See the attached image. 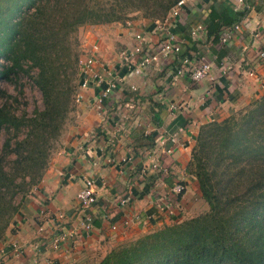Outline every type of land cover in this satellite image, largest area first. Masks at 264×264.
<instances>
[{
  "label": "crops",
  "instance_id": "1",
  "mask_svg": "<svg viewBox=\"0 0 264 264\" xmlns=\"http://www.w3.org/2000/svg\"><path fill=\"white\" fill-rule=\"evenodd\" d=\"M228 7L246 14L233 40L223 44L207 35L205 22L212 11L221 14ZM201 25L204 30L194 37ZM86 30L85 49L99 46L97 71L116 79L118 89L102 109L98 87L80 91L83 98L64 146L23 206L18 228L7 236L6 264H99L120 245L182 222L185 211L202 206L197 179L188 171L200 128L264 96V0H188L164 22L136 18ZM168 32L182 43L179 55L141 75L124 65L122 54L133 49L136 35L142 34L155 52ZM201 61L212 65L207 79L179 77L180 70ZM87 178L97 193L96 204L87 211L93 218L91 231L84 229L79 200ZM178 183L186 187L182 196L172 193ZM159 201L170 202L174 214L159 210ZM59 236L65 239L56 249ZM14 246L23 252L16 254Z\"/></svg>",
  "mask_w": 264,
  "mask_h": 264
},
{
  "label": "trees",
  "instance_id": "2",
  "mask_svg": "<svg viewBox=\"0 0 264 264\" xmlns=\"http://www.w3.org/2000/svg\"><path fill=\"white\" fill-rule=\"evenodd\" d=\"M180 1L0 0V60L5 62L0 63V82L18 79L31 64L38 70L34 85L44 101L34 116L18 114L17 98L0 88V136L14 133L0 155V246L18 212L15 196L44 177L54 144L75 109L79 86L64 89L68 49L63 41L82 26L122 23L136 13L164 22ZM245 14L229 7L221 14L212 11L205 22L207 35L220 40L222 31ZM188 171L197 179L207 212L124 243L99 264H264V96L202 126Z\"/></svg>",
  "mask_w": 264,
  "mask_h": 264
},
{
  "label": "built area",
  "instance_id": "3",
  "mask_svg": "<svg viewBox=\"0 0 264 264\" xmlns=\"http://www.w3.org/2000/svg\"><path fill=\"white\" fill-rule=\"evenodd\" d=\"M188 0H181L178 5L173 9L170 16L178 15L179 10L186 4ZM255 1V0H250ZM242 3L243 0H240ZM169 16V17H170ZM168 20V19H167ZM166 20V21H167ZM241 28V23L232 26L231 28L225 29L221 42L223 44L230 43L237 31ZM204 30V26H198V28L192 32L194 37L199 35V32ZM85 55L79 58V69H80V81L79 90L76 95V102L79 103L83 96L80 92L81 90L89 89L92 86L99 88L100 93L97 98L98 109H102L106 100L118 89L119 83L116 79L111 77L110 79L105 78L100 72L97 71L99 65L97 54L99 52V46L94 45L90 49H84ZM182 52V43L178 37L170 32L167 33L166 38L160 44L157 51L152 52L149 44L142 34L136 35V44L131 51H126L122 54V62L129 70H131L135 75H141L144 70L151 67L154 64L160 63L162 60L169 59L171 56L179 55ZM260 57L264 59V51H261ZM212 71V65L208 62L201 61L193 69L180 70L179 77H184L185 75H190L191 79L195 82L207 79ZM112 76V75H111ZM177 138L172 139L173 144H178ZM168 153H173V148L167 150ZM157 151H154V155ZM158 168L157 165L154 167ZM163 172L167 175L168 170L164 169ZM186 191L184 184L178 183L172 188V193L176 196H182ZM79 200L81 204V209L85 213L84 219V229L86 231H91L93 228V218L87 214V211L91 209L97 202V193L95 182L92 179H85L84 188L79 194ZM159 210L166 212L167 215L172 216L174 214V206L169 202L159 201L157 204ZM64 236H59L54 240V248H60L62 242L64 241ZM5 244L0 247V264H6L10 250ZM16 254L23 252L22 249L14 246L13 248ZM11 249V250H13Z\"/></svg>",
  "mask_w": 264,
  "mask_h": 264
},
{
  "label": "rangeland",
  "instance_id": "4",
  "mask_svg": "<svg viewBox=\"0 0 264 264\" xmlns=\"http://www.w3.org/2000/svg\"><path fill=\"white\" fill-rule=\"evenodd\" d=\"M132 20L126 21V22H122V24H127L128 22L133 21L136 18H143V14L141 13H136L135 15L132 16ZM135 17V18H134ZM114 24V23H113ZM108 25V24H105ZM90 26H94V25H85L82 26L80 28H78V30L73 33L72 35H70L68 37V39L66 38L63 41V44L66 45V48L68 49V52H66V59L65 61L67 62L68 68L66 71V77H65V86L64 89L67 90L69 87H75V86H79V81H80V69H79V58L82 55H85V43L84 40H88V35H89V31L87 32V28H90ZM77 58V62H76V67H77V75L73 76V71H72V66L74 64L75 59ZM0 63H5L3 60H0ZM26 71H28L27 73H23L19 76L18 79H14L12 82L10 81H1L0 82V88L3 89L7 94H9L10 96L17 98V103L15 105V109L17 110L18 114H22V113H26L28 114L29 117L34 116L35 111L36 110H42L44 109V101H43V96L40 92V90L34 85V78L37 76L38 74V70L36 68H32L31 64L26 65L25 67ZM4 100V96L2 95L0 97V102H2ZM75 103L73 104L75 107L74 111H72L69 116L68 119L66 120V123L63 127V130L61 132V136L58 138L57 142H55L54 144V148L51 152V156L49 159V166L51 164V162L53 161L55 155L62 149V147L64 146V142L63 139L66 135V132L68 130V128L70 126L73 125L74 123V113L77 110V102L76 99H74ZM21 134H19L18 136H21V138L24 137V130L22 132H20ZM14 133L7 134L5 131L1 134L0 136V155L1 150H2V146H4L5 141L8 138H12ZM15 141V139H14ZM13 141V144L15 143ZM12 157V156H11ZM13 160L10 159V162L12 163ZM44 176V175H43ZM43 179V178H42ZM41 179V181H42ZM20 180V178H19ZM29 181V180H27ZM41 181L32 186V187H28L27 191L24 193H18L15 198H14V204L17 206L18 208V212L17 214L13 217V219L11 220V224L6 232V235L4 237V240L7 241V236L9 233H12L13 231H15L14 229H17V225L19 223L20 220V213L21 210L23 208V206L31 201V197L34 196V194L38 191L39 185L41 184ZM201 196V193H200ZM202 198V196H201ZM200 204L202 203V206L194 209V210H189V211H185V218L183 221L190 219L191 217H196L199 216L203 213H206L208 210V204L205 202V200L202 198V200L200 201ZM2 247V246H0Z\"/></svg>",
  "mask_w": 264,
  "mask_h": 264
}]
</instances>
